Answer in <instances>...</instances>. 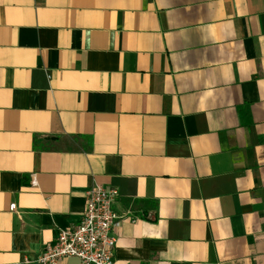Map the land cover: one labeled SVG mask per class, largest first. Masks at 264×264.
<instances>
[{"label": "crops", "instance_id": "obj_1", "mask_svg": "<svg viewBox=\"0 0 264 264\" xmlns=\"http://www.w3.org/2000/svg\"><path fill=\"white\" fill-rule=\"evenodd\" d=\"M94 182L115 264H264V0H0V264Z\"/></svg>", "mask_w": 264, "mask_h": 264}, {"label": "built area", "instance_id": "obj_2", "mask_svg": "<svg viewBox=\"0 0 264 264\" xmlns=\"http://www.w3.org/2000/svg\"><path fill=\"white\" fill-rule=\"evenodd\" d=\"M118 189L94 182L85 192L84 211L79 222L61 229L57 237L42 248L37 264H59L62 259L76 257L79 264H115V229L125 219L136 220L129 211L117 212L114 203ZM11 203L9 209L15 210ZM30 260L24 259V263Z\"/></svg>", "mask_w": 264, "mask_h": 264}]
</instances>
